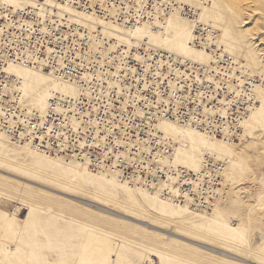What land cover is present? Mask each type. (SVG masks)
Returning <instances> with one entry per match:
<instances>
[{
    "label": "built area",
    "instance_id": "built-area-1",
    "mask_svg": "<svg viewBox=\"0 0 264 264\" xmlns=\"http://www.w3.org/2000/svg\"><path fill=\"white\" fill-rule=\"evenodd\" d=\"M49 2L118 25L132 27L136 23L134 0H39L41 14L37 8L19 13L0 9V135L13 143H28L46 155L80 161L94 171L111 167L126 182L144 177L139 182L150 185L151 191L152 183H163L178 174L175 201L207 205L209 194L219 187L221 165L208 160L206 173L199 177L161 168L160 159L171 156L173 144L156 133L155 124L169 121L215 136L222 135L226 127L236 128L248 102L231 92L230 85L237 83L223 74L230 56L220 53L215 45L205 46L220 66L217 74L182 62L163 65L167 57L145 43L131 48L129 56L121 59L118 56L125 48L119 47L99 62L90 48V38L108 47L106 39L68 15L57 17ZM146 3L150 8L151 0ZM9 63L43 69L74 85L78 94L75 98L53 96L42 117L25 109L17 87H10L12 79L4 70ZM114 68L121 76L110 80ZM249 89L247 83L244 90ZM221 102L228 103L225 116L219 111ZM141 143L147 145V151ZM163 195H170L169 187L163 189Z\"/></svg>",
    "mask_w": 264,
    "mask_h": 264
},
{
    "label": "rangeland",
    "instance_id": "rangeland-1",
    "mask_svg": "<svg viewBox=\"0 0 264 264\" xmlns=\"http://www.w3.org/2000/svg\"><path fill=\"white\" fill-rule=\"evenodd\" d=\"M201 7L205 22L219 34L226 31L228 44L230 38L237 39L234 60L250 77L261 79L248 109L244 138L236 152L228 151L230 185L214 206L220 212L218 218L214 208L189 214L183 221L166 218L145 205L133 204L130 195L123 196L108 181L84 178L67 184L49 179L8 159L28 165H37L35 161L0 150L8 160L0 157L1 170L77 198L44 193L0 176V264H264V220L248 215L254 205L251 196L264 174V0H204ZM215 13L220 17L216 21L211 18ZM255 148L260 153L258 163L251 157ZM37 166L64 179L45 164ZM126 216L172 228L178 236L222 248L249 263L182 237H162L158 230ZM250 230L256 234L253 240L262 239V251L248 248Z\"/></svg>",
    "mask_w": 264,
    "mask_h": 264
},
{
    "label": "bare ground",
    "instance_id": "bare-ground-1",
    "mask_svg": "<svg viewBox=\"0 0 264 264\" xmlns=\"http://www.w3.org/2000/svg\"><path fill=\"white\" fill-rule=\"evenodd\" d=\"M38 1L39 0H0V9L7 8L12 13H19L22 12V10L37 8L41 14L42 9L39 8ZM134 3L136 9V23L134 26L130 27L122 23L118 25L110 21H105L96 15L85 13L84 11H78L69 5L65 6L49 2L50 6H53L57 10L54 13L57 17L68 15L70 18L75 19L74 21L78 20L81 24L87 26L83 27L84 29H87L89 32L92 31L101 34L100 37L106 39L108 47L105 46V43L96 40V38H90V48L95 52L94 58L99 62L108 59V56L119 47L125 48V53L118 56V58L121 59L129 56V50L131 48L139 46L140 43H145L153 51H158L167 57L165 61L163 60V65H168L170 61L182 62V64H186L191 68L194 66H200L206 70L213 69L217 74L219 73L220 66L217 65L214 56L206 50L205 46L210 44L215 45L220 53L230 56L231 63L224 70L223 74H227L229 81L234 79L237 83V85L234 86L230 85L231 92L235 95H242L248 102L243 119L237 124L236 128L232 129L226 127L224 128L222 135L215 136L187 126H180L174 122L158 121L155 124L156 133H160L165 139L173 144V153L171 156L160 159L162 165L161 168L167 166L168 168H172V170L191 172L199 177L206 173V163L208 160L212 162L213 165H216V163L221 165V171H218V176L220 178L219 187L214 189L212 195L209 194L211 196V201L205 206H194V204L190 202L191 200H187L184 203H177L175 197H177L178 191L175 185L178 182V174L169 177L163 183H152L151 186L154 191H151L150 185L143 186L140 184L139 181H144V177H141L139 181L126 182L121 180L119 173L111 167L94 171L80 161H67L59 155H46L28 143H13L5 135H0L1 151H4L9 155L31 159L38 163L37 165L45 164L49 169L60 174L64 179L57 178L37 165L21 163L16 159H8V161L4 155H0V157L4 158V161L21 166L29 172L42 174L49 179L53 178L59 181L65 180V183L67 184L77 183L76 180H82L84 178H88L90 181H108L116 186L119 191L122 192L123 196L128 197V195H130L133 204L137 205V203H140L141 205L147 206L152 213H158L166 218H181V221H183V217H186L189 214L212 211L215 204L220 201V192L229 187L228 184L230 185V181L228 175H230L229 169H231L232 165L229 164V160L227 159L228 151L233 148L236 152L239 146L238 142H241L244 138V132L246 130L245 126L250 120L248 109L250 108V104H253L254 101L252 98L255 86L261 84V79L260 77H250L244 66H241L237 60H234L232 52L235 50L234 46H236L235 42L237 39L234 41V39L230 38V44H228V38L224 39L226 37V31L224 32L221 30L222 33L219 34L214 28V25H210L204 21V7H201V5L204 4V0H151L150 8H146V0H134ZM110 14H114V9L110 10ZM124 15H126V13H124ZM211 18L214 21L220 19L217 13L213 14ZM195 40L198 42H195ZM4 70L12 79L10 87H17L19 90L21 101L25 106V109L34 110L42 117L45 116L48 110V102L53 96L75 98L78 94L74 85L61 81L43 69H34L24 65L9 63L5 66ZM114 70L115 73L110 75V80L112 76H121L118 68H114ZM236 73L239 75L236 76ZM223 74L221 75L223 76ZM247 83L250 85L248 91L244 90V86ZM221 104L222 107L219 111L225 116L227 114L225 106L228 103L221 102ZM142 150H148L145 143L142 144ZM121 155L127 158L126 152H122ZM259 155L256 148L252 149L251 157L253 161L258 163V161H260ZM211 170H213L212 167ZM0 176L9 181H13L12 179H14V182L16 183L37 189L44 193L50 191L77 199L76 197L69 196L64 191H55L31 180H26L17 175L7 173L1 169ZM259 178V181L257 180L259 187L251 196L254 205L252 208L248 209V215L249 217L255 216L264 220V174ZM153 182H155V180H153ZM167 186L170 188V195L164 196L163 189L168 188ZM65 189L68 190V188ZM133 197H135V199H133ZM137 197L140 200H138ZM82 200L83 199H80L79 202L88 205H96L93 202ZM213 210H215V216L218 218L217 214L220 212H218V209L216 208ZM173 213H175V215H173ZM118 215L121 216L120 214ZM199 216L201 217V215ZM125 218L136 221L147 229L154 228L158 230L162 237L169 239L182 237L178 236L172 228L162 229L143 220L129 216H126ZM255 235V232H251L250 230L248 248L262 251V239L258 237L257 241L253 240ZM182 238L194 243L202 244L207 248L215 249L221 254L232 255L230 252L223 250L222 248L212 247L191 240L190 238ZM234 257L243 260L236 256ZM243 262L249 263L247 260H243Z\"/></svg>",
    "mask_w": 264,
    "mask_h": 264
}]
</instances>
